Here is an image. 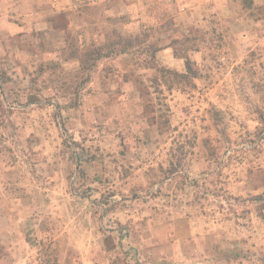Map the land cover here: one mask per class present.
<instances>
[{
    "label": "rangeland",
    "instance_id": "rangeland-1",
    "mask_svg": "<svg viewBox=\"0 0 264 264\" xmlns=\"http://www.w3.org/2000/svg\"><path fill=\"white\" fill-rule=\"evenodd\" d=\"M184 1L0 0V264H264V4Z\"/></svg>",
    "mask_w": 264,
    "mask_h": 264
},
{
    "label": "crops",
    "instance_id": "crops-1",
    "mask_svg": "<svg viewBox=\"0 0 264 264\" xmlns=\"http://www.w3.org/2000/svg\"><path fill=\"white\" fill-rule=\"evenodd\" d=\"M181 1V0H180ZM196 0H185L184 1V5L187 6L189 5V8L191 9H195V2ZM221 0H217V2H219ZM226 2H228V0H225ZM255 4H264V0H254ZM194 2V3H193ZM58 4V2H57ZM197 7V6H196ZM227 10H229L231 16L233 17L232 13H235L232 7V3L227 4ZM65 9H67L66 7H64ZM74 21V19L72 20ZM232 27L235 26H239L240 24H247V25H259V24H264V17H254V16H248V15H241L239 16V14H237L234 17V22L231 23ZM51 27H53V24L51 23V21H46V33L47 35H50L51 37L48 38V40L45 41V43L49 44V45H54V47L50 48V49H42L41 51L45 54V55H53L55 54V52L57 51L56 49V45L58 43H62L63 40H61V33L59 35H55L54 29H51ZM55 36V38H54ZM53 38V39H51ZM126 56V55H125ZM127 57V56H126ZM121 58V57H120ZM128 58V57H127ZM105 59V58H104ZM172 227H171V231H170V235L174 236V239L177 240H185V239H190L192 236L196 235L198 233V231L196 230V228L194 227V224L192 223V220L190 217L187 216H181V217H177L174 218L172 221ZM209 238L210 237V233H204V238ZM207 240V239H206ZM154 250H158V247L156 245H154L152 247ZM195 251H197V260L199 261V264H212V262H214L215 260H217L216 255L217 252H214L216 249V244L212 241L207 240L206 242H202L196 245V247L194 248ZM164 255L165 258H169V255L166 251H164ZM187 259V257H186ZM33 260V259H31ZM184 260V259H183ZM32 262V261H31ZM191 263V262H190ZM10 264H15V262L12 260L10 262Z\"/></svg>",
    "mask_w": 264,
    "mask_h": 264
},
{
    "label": "trees",
    "instance_id": "trees-1",
    "mask_svg": "<svg viewBox=\"0 0 264 264\" xmlns=\"http://www.w3.org/2000/svg\"><path fill=\"white\" fill-rule=\"evenodd\" d=\"M188 40L189 38H187V35H186V37H184V41H188ZM177 41H179V39H176L174 42H177ZM143 43L144 41L143 40L141 41L139 36L137 35L136 36H131V35L124 36L123 34L116 32L115 39H112L105 44L107 51L105 52L102 51V49L105 48V46L98 47L96 49V56L94 58L95 60H99L100 58H103V57L121 56V55H133L135 57L138 53L137 50L140 49ZM145 46L149 52L150 58L155 59L161 47H159L155 43H150ZM175 55L185 59L186 72L179 73V72L173 71V75L176 77L184 78V79H188L190 76L195 77L194 75L196 74V71L193 67L194 61L189 56L180 55L179 53H177V51H175ZM93 65H95V63H93ZM165 70L169 73H172L169 69H165Z\"/></svg>",
    "mask_w": 264,
    "mask_h": 264
}]
</instances>
